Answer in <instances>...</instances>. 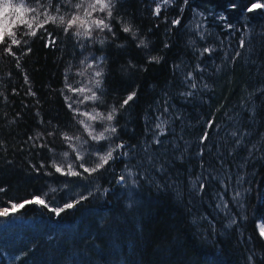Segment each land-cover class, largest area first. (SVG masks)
Returning a JSON list of instances; mask_svg holds the SVG:
<instances>
[{"label": "trees", "instance_id": "trees-1", "mask_svg": "<svg viewBox=\"0 0 264 264\" xmlns=\"http://www.w3.org/2000/svg\"><path fill=\"white\" fill-rule=\"evenodd\" d=\"M13 1L0 264H264V0Z\"/></svg>", "mask_w": 264, "mask_h": 264}, {"label": "snow or ice", "instance_id": "snow-or-ice-1", "mask_svg": "<svg viewBox=\"0 0 264 264\" xmlns=\"http://www.w3.org/2000/svg\"><path fill=\"white\" fill-rule=\"evenodd\" d=\"M167 2H168V0H165V3H167ZM96 3H97V4H100V10H103L104 8H107V7H108V5H107V4H104V3L102 2V0H96ZM7 7H9V5H5V8H7ZM89 7H90L91 9L95 10L96 5H95V4H92V5H89ZM257 7H259V5H257ZM14 11L17 12V13H20V12H21V8H20V7H15V8H14ZM159 11H160V9L157 8V9H156V13L159 14ZM108 14L111 15V12H109ZM85 15H90V12H86ZM53 19H54V18H53ZM76 23H79V24L82 25V26L85 25V21L81 20V18H80L79 16H76V17H73V18L69 21V23H68V27H71L73 24H76ZM91 23H92V24H95L97 27H108V25L104 24V22H103L102 20H94V21H91ZM175 23H179V21H175ZM124 31L127 32V31H130V29H129L128 27H125V28H124ZM10 34H11V33H10ZM32 34L34 35L35 33L33 32ZM76 34H77V35H80L81 33H80V32H77ZM84 34H85V35H88V34H90V32H89V31H86ZM2 39H3V33L0 32V41H2ZM18 42H19V41H17L15 38L12 39V43H13V44H16V43H18ZM141 43H143V41H141ZM8 51L11 52V48H10V47H9ZM158 59H159V58H157V57H152V60H157V61H158ZM99 74H100L99 72L96 73V75H99ZM98 83H99V81H97V84H98ZM194 86H195V85H193V87H194ZM80 91L83 92L84 89H80ZM134 95H135V93L130 94V95L127 97V99L124 101V103L126 104V103H128V101L132 100L133 97H134ZM89 98H91V99H95V95L93 94V96H91V97H89ZM112 118H113V117H112L111 114H109V115L106 117L107 120H111ZM163 123H164V122L161 121V123L157 124V128H160V129H161V134H162V132H163ZM111 131L114 132V131H115V128H111ZM233 135H235V133H233ZM93 138H94V139H102V138H104V136H103V133H100L98 136H94ZM204 138H206V137H204ZM111 158H112V151L110 150V151L107 152V154H106L105 156L101 157L102 163H101L100 165H98V167H103V165H104V164H107L108 161H109V159H111ZM56 170H57L58 172L61 171L60 168H57ZM95 170H97V169H92L91 171H95ZM85 171H89V169L85 168ZM70 174L75 175V174H77V173L72 172V173H70ZM0 190H2V189H0ZM25 203H37V204H41V205L47 207V204L45 203V201L42 200V199H40V198H38V197L35 198V199H33V200L25 201ZM22 207H24V204H23V203H22V204H13V205H12V209H13V210H15V209H17V208H22ZM67 207L71 208V207H73V205H72V204H68ZM7 214H8V209H5L2 213H0V215H7ZM57 214H59V211H57ZM261 235L264 236V229L261 230Z\"/></svg>", "mask_w": 264, "mask_h": 264}, {"label": "rangeland", "instance_id": "rangeland-1", "mask_svg": "<svg viewBox=\"0 0 264 264\" xmlns=\"http://www.w3.org/2000/svg\"><path fill=\"white\" fill-rule=\"evenodd\" d=\"M5 5H9V7L5 8ZM15 7H20L21 12H15ZM23 13L24 9L21 6L16 5L13 0H0V28H2L9 19L21 17ZM0 212H2V210H0Z\"/></svg>", "mask_w": 264, "mask_h": 264}]
</instances>
